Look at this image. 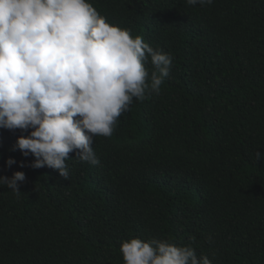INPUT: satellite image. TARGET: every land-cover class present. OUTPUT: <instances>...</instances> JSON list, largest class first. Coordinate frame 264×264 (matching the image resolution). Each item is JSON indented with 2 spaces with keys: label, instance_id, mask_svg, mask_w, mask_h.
Wrapping results in <instances>:
<instances>
[{
  "label": "trees",
  "instance_id": "obj_1",
  "mask_svg": "<svg viewBox=\"0 0 264 264\" xmlns=\"http://www.w3.org/2000/svg\"><path fill=\"white\" fill-rule=\"evenodd\" d=\"M88 2L170 54V74L93 138L99 165L69 154L67 180L0 128V176H26L20 196L0 185V264H124L131 238L264 264V0Z\"/></svg>",
  "mask_w": 264,
  "mask_h": 264
},
{
  "label": "clouds",
  "instance_id": "obj_2",
  "mask_svg": "<svg viewBox=\"0 0 264 264\" xmlns=\"http://www.w3.org/2000/svg\"><path fill=\"white\" fill-rule=\"evenodd\" d=\"M171 66L170 54L109 24L88 0H0V128L28 133L13 150L34 157L33 169L48 167L67 180L70 153L99 165L93 138L111 137L134 99L159 95ZM25 179L17 171L0 176V185L20 196ZM120 252L124 264H212L191 246L168 240L131 238Z\"/></svg>",
  "mask_w": 264,
  "mask_h": 264
}]
</instances>
